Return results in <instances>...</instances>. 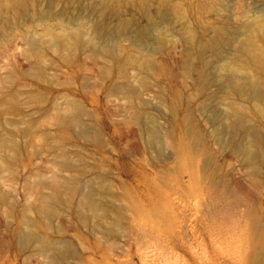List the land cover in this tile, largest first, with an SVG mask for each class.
<instances>
[{"label":"rangeland","instance_id":"1","mask_svg":"<svg viewBox=\"0 0 264 264\" xmlns=\"http://www.w3.org/2000/svg\"><path fill=\"white\" fill-rule=\"evenodd\" d=\"M22 1L0 3V264H264V67L227 64L264 46V0Z\"/></svg>","mask_w":264,"mask_h":264},{"label":"bare ground","instance_id":"2","mask_svg":"<svg viewBox=\"0 0 264 264\" xmlns=\"http://www.w3.org/2000/svg\"><path fill=\"white\" fill-rule=\"evenodd\" d=\"M4 2H9V3L15 4L17 6L26 5V4L22 3L23 2L22 0H0L1 4ZM243 47L246 50V54L236 56V58H233L232 61H227V64L228 65L232 64V66H237V68L239 66L240 68H243L245 70H249L251 68L254 71H257V70H260L261 68H263L264 67V46L260 45V43L258 41V36H256L254 34L252 38L249 37V39L244 43ZM233 85L231 87H233ZM234 89L241 90L240 93L242 95L245 94L244 93L245 91L242 89H239L238 87L237 88L235 87L232 90H234ZM64 120H65L67 125H70L74 121V117L72 115H66L64 117ZM53 183L56 186L55 187L56 191L59 193V190H58L59 184L57 182V179L55 180V178H54L52 181V184ZM56 195H57V197H59L58 194H56ZM45 206L47 208H49V207L52 208V204L50 202H47V201L45 202Z\"/></svg>","mask_w":264,"mask_h":264}]
</instances>
